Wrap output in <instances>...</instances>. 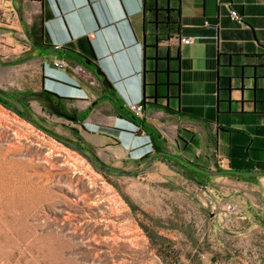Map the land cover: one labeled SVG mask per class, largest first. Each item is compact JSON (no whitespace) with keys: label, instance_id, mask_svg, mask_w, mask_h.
Listing matches in <instances>:
<instances>
[{"label":"crops","instance_id":"obj_1","mask_svg":"<svg viewBox=\"0 0 264 264\" xmlns=\"http://www.w3.org/2000/svg\"><path fill=\"white\" fill-rule=\"evenodd\" d=\"M188 36L192 42H182ZM69 53L88 63L65 58ZM0 67H17L18 91L59 95L52 104L75 119L54 115L68 118L78 141L112 167L154 153L144 128L115 105L143 98L140 118L158 136L155 147L225 170L237 130L263 149L264 160V0H0ZM178 129L194 136L188 150L175 140ZM152 164L173 172L157 157ZM205 188L235 208L243 246L264 244V222L254 218L264 215V174L248 180L217 173Z\"/></svg>","mask_w":264,"mask_h":264},{"label":"rangeland","instance_id":"obj_2","mask_svg":"<svg viewBox=\"0 0 264 264\" xmlns=\"http://www.w3.org/2000/svg\"><path fill=\"white\" fill-rule=\"evenodd\" d=\"M20 74L0 67V89ZM26 100L39 127L0 101V264H264V244L243 246L219 193L167 162L173 172L142 169L144 158L103 172L65 143L79 139L68 118Z\"/></svg>","mask_w":264,"mask_h":264},{"label":"trees","instance_id":"obj_3","mask_svg":"<svg viewBox=\"0 0 264 264\" xmlns=\"http://www.w3.org/2000/svg\"><path fill=\"white\" fill-rule=\"evenodd\" d=\"M63 49L66 50V48ZM65 58L72 60L81 65L86 64L84 57L81 55H73L69 53L65 56ZM1 91L17 99H19V97H21L22 99L37 98L45 108H48L50 110L52 114L75 118L74 114H69L65 110H61L58 107H55L51 102V99L53 98L52 96L53 94L48 91H41V92L18 91V90H11V91L1 90ZM0 101L5 105L10 106L11 108L14 109V107L8 102L3 100ZM140 103L142 104L144 110L145 105L147 103L145 98H143L140 101ZM115 105L121 114L125 115L128 118H131L132 120H134V122L138 121L137 124L142 128H144V130L149 135V139L151 141V145L153 146L152 148L154 150V153H160L161 151H163L159 147L154 146L153 141L158 136L155 134V131L152 126L145 124L142 118L133 114L127 107H123L122 104L115 103ZM151 105L153 107L166 109V107L157 104L155 102H153V104ZM16 112L19 115L23 116L22 112H18V111ZM232 133L233 134L229 137V142H230L228 149L229 168L223 170L216 167L215 170L218 173L228 174L237 179H248V180L250 179L253 180L256 177V175H251L250 172L255 171L258 172L259 174H264V160L262 159L263 149H259L257 147H251L253 141L251 140V138L247 137L241 131L233 130ZM175 140L177 144L182 145V147L180 148H182L183 150H188L189 147H186L188 142L195 144L194 136L191 135V133L185 129H178ZM76 143L79 145L82 151L86 152L93 159V162H96L95 160L98 161V158L95 155L92 156V154H90L89 147L83 146L78 140L76 141ZM173 154L177 158L181 159L182 162L176 160L170 155L159 154L157 157L161 158L160 160L173 165L177 172H179L182 176L189 179L190 181L196 183L197 185L206 186L208 184L211 176L201 171V169L204 170L206 168L199 165L197 162L191 161L186 157L177 154L176 152Z\"/></svg>","mask_w":264,"mask_h":264},{"label":"water","instance_id":"obj_4","mask_svg":"<svg viewBox=\"0 0 264 264\" xmlns=\"http://www.w3.org/2000/svg\"><path fill=\"white\" fill-rule=\"evenodd\" d=\"M47 50L49 51L50 54H56V47L54 46H49L47 45ZM86 63H88V61H85ZM95 74L97 75L98 78H102V83L106 86L107 84L109 86L106 87H111V84L108 80V78L106 77V75L104 74L103 71L100 70L99 67H96L94 69ZM2 89H0V100L6 101L9 104H11L14 109L18 112H22L23 113V118L30 122L35 124L36 126L39 127V125L32 119L31 115L29 114V111L27 108L24 107L23 102L20 99L14 98L9 96L6 93H3L1 91ZM4 91V90H3ZM55 96L59 97V95H57L56 93H53ZM132 112V111H131ZM133 113V112H132ZM134 114V113H133ZM136 115V114H135ZM143 115V114H142ZM138 116V117H142ZM71 119H75V118H71ZM65 143H67L72 149H74L75 151H77L81 156H83L89 163H91L92 165H94L97 169L103 171V172H107L109 170L114 169V167L110 166V165H102V164H96L95 162H93V159L84 151L81 150V148L79 147V145L76 142H71L68 140H64ZM159 154H165V155H170L171 157L175 158L176 160L182 162L181 159L177 158L173 153L169 152V151H161L160 153H152L150 155H148L147 157H145V164L143 165L142 169L147 168L153 161L154 159L159 155ZM117 171L121 174L124 175H131L134 174L136 171L135 170H127V169H121V168H117ZM201 171H203L204 173H206L207 175H215L218 172L216 170H212V169H201ZM251 175H258V172H250Z\"/></svg>","mask_w":264,"mask_h":264},{"label":"built area","instance_id":"obj_5","mask_svg":"<svg viewBox=\"0 0 264 264\" xmlns=\"http://www.w3.org/2000/svg\"><path fill=\"white\" fill-rule=\"evenodd\" d=\"M229 15H230V18L233 20H236V21L241 20V17L237 13V11L234 9H230ZM181 40L184 43H190V42H192L193 37H191V36L182 37ZM64 64H65V62L61 59H55L54 60V65H56V66L61 67ZM128 109L138 116H141L143 114V107H142V104L140 102L132 103V104L128 105ZM224 210L229 211V212H234L235 208L230 203H225L224 204Z\"/></svg>","mask_w":264,"mask_h":264},{"label":"flooded vegetation","instance_id":"obj_6","mask_svg":"<svg viewBox=\"0 0 264 264\" xmlns=\"http://www.w3.org/2000/svg\"><path fill=\"white\" fill-rule=\"evenodd\" d=\"M19 99L23 102L24 107L26 108V104H25V102H26L27 100H26V99H22L21 97H19Z\"/></svg>","mask_w":264,"mask_h":264},{"label":"bare ground","instance_id":"obj_7","mask_svg":"<svg viewBox=\"0 0 264 264\" xmlns=\"http://www.w3.org/2000/svg\"><path fill=\"white\" fill-rule=\"evenodd\" d=\"M48 161V160H47Z\"/></svg>","mask_w":264,"mask_h":264}]
</instances>
